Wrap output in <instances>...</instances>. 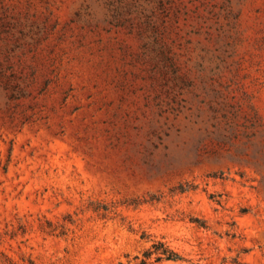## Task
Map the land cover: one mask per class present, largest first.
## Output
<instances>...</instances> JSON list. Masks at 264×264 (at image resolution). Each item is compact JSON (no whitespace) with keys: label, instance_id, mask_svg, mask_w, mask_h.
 <instances>
[{"label":"rangeland","instance_id":"obj_1","mask_svg":"<svg viewBox=\"0 0 264 264\" xmlns=\"http://www.w3.org/2000/svg\"><path fill=\"white\" fill-rule=\"evenodd\" d=\"M0 264H264V0H0Z\"/></svg>","mask_w":264,"mask_h":264},{"label":"trees","instance_id":"obj_2","mask_svg":"<svg viewBox=\"0 0 264 264\" xmlns=\"http://www.w3.org/2000/svg\"><path fill=\"white\" fill-rule=\"evenodd\" d=\"M161 245V252H158V258L157 259H177V255L169 249L167 246H164V244L160 243ZM156 245H154L155 247ZM147 257V256H146Z\"/></svg>","mask_w":264,"mask_h":264}]
</instances>
